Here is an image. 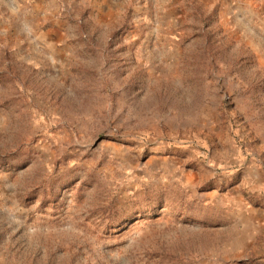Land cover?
Listing matches in <instances>:
<instances>
[{"label":"rangeland","instance_id":"obj_1","mask_svg":"<svg viewBox=\"0 0 264 264\" xmlns=\"http://www.w3.org/2000/svg\"><path fill=\"white\" fill-rule=\"evenodd\" d=\"M0 264H264V0H0Z\"/></svg>","mask_w":264,"mask_h":264}]
</instances>
